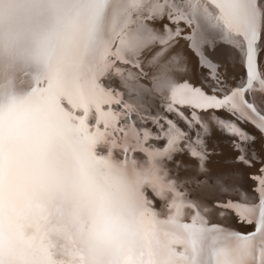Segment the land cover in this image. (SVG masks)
<instances>
[{
    "label": "snow or ice",
    "instance_id": "6c2138e0",
    "mask_svg": "<svg viewBox=\"0 0 264 264\" xmlns=\"http://www.w3.org/2000/svg\"><path fill=\"white\" fill-rule=\"evenodd\" d=\"M66 2L86 17L85 55L107 42L77 114L87 146L106 165L146 169L149 182L130 195L152 215L226 264H264V0ZM212 214L222 219L209 227ZM200 254L194 240L181 257L197 264Z\"/></svg>",
    "mask_w": 264,
    "mask_h": 264
},
{
    "label": "clouds",
    "instance_id": "9594fccd",
    "mask_svg": "<svg viewBox=\"0 0 264 264\" xmlns=\"http://www.w3.org/2000/svg\"><path fill=\"white\" fill-rule=\"evenodd\" d=\"M67 9L0 0V264H185L194 240L197 264H226L130 195L146 169L85 143L77 114L107 42L85 55L86 17Z\"/></svg>",
    "mask_w": 264,
    "mask_h": 264
},
{
    "label": "bare ground",
    "instance_id": "6f19581e",
    "mask_svg": "<svg viewBox=\"0 0 264 264\" xmlns=\"http://www.w3.org/2000/svg\"><path fill=\"white\" fill-rule=\"evenodd\" d=\"M250 131L252 129H249ZM165 143V141H160L158 142V145L162 146L163 144ZM122 158V157H121ZM136 158L140 161H143L146 159V157L144 156V154L142 153H138L136 154ZM177 159H183L185 162H190L189 161V158L187 155H184V156H177L176 157ZM172 165L169 164V167H171ZM249 185H252V190H254V184L253 182L249 179L247 184L245 185V187L247 188ZM190 187V186H189ZM181 191H184V189L182 188ZM192 198V195L190 194L189 195V199ZM230 198L236 200L237 202H241L243 203V199L237 194V193H232L230 194ZM160 204L163 205L164 204V201H160ZM158 212L162 211L161 208H157L156 209ZM166 211V210H165ZM185 216L182 218V221L183 223H191V215H194L195 214V210H192V209H185ZM236 217V214L234 211L230 212L229 214V218L232 219L233 223H235L237 225V227L239 226L237 223L238 221L235 219ZM161 218H166V215H161ZM206 219H209V224L208 226L211 227L212 223H218L220 222V220L222 218H220L218 215L216 214H212L210 216H206ZM221 226H225V225H221Z\"/></svg>",
    "mask_w": 264,
    "mask_h": 264
},
{
    "label": "water",
    "instance_id": "95a60500",
    "mask_svg": "<svg viewBox=\"0 0 264 264\" xmlns=\"http://www.w3.org/2000/svg\"><path fill=\"white\" fill-rule=\"evenodd\" d=\"M237 224L239 225V222Z\"/></svg>",
    "mask_w": 264,
    "mask_h": 264
}]
</instances>
